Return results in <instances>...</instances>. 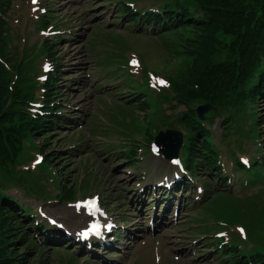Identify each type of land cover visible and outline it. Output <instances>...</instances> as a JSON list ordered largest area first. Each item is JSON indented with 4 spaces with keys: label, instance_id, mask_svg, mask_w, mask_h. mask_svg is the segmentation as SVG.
Returning <instances> with one entry per match:
<instances>
[{
    "label": "rangeland",
    "instance_id": "obj_1",
    "mask_svg": "<svg viewBox=\"0 0 264 264\" xmlns=\"http://www.w3.org/2000/svg\"><path fill=\"white\" fill-rule=\"evenodd\" d=\"M117 1L122 6L134 3L142 6L150 3L149 0ZM119 3L115 0H41V6L47 8L41 11V9H33L32 0H11L4 16L7 22L6 27L8 26L10 31L7 30L9 48H5V53L12 58L8 60L12 71H15L14 59H22L27 65L28 74L35 75L36 82L27 78L28 85L37 84V76L39 80L42 79V76L40 79V75L43 74L42 66L46 72L54 66L53 60L43 57L44 52L41 46L43 38L54 39L57 34L61 35V40L55 48V54L59 59L58 62L54 61L61 70L57 88L61 94V102L64 104L62 111L68 112V116L73 119H69L58 127L57 134L52 137L50 149L61 157L60 167L52 164V170L58 172V169L62 168L64 178L68 179L70 186L75 187L72 190L68 182L60 178V173L58 176L49 174L45 179V174L36 167L37 157L31 160L34 154L31 151H25L19 163L23 168H28L29 176L24 179V182L27 183L33 178L35 179L33 183L41 182L49 191L42 186L41 192L48 193V197H38L35 192H26L17 186H11L8 194L32 209L43 205L50 216L65 222L67 228L75 232L86 225V219L83 214H78L74 210L73 204L55 201L59 190H62L64 197L69 201L79 197L85 200L89 195L100 193L111 211L110 215L118 219L120 223H125L126 229H130L133 232L131 236L135 238L126 248H123V251L120 250L119 255L109 254L111 259H118L115 262H111L112 260L104 254L101 256L100 253H90L86 256L85 252L76 249L78 258L76 257L75 261L78 264H207L208 254L204 250L206 246L212 248V242L214 243L215 240L210 238H216V231L212 229L213 237L211 235L206 237L200 228L194 229L196 224L207 223L202 213L209 209V207L204 210L199 208L203 199L196 200L199 196L202 197L196 193L197 189H193L192 194L187 195L188 198L185 197L189 201H197L195 202L197 204L189 206L185 200L181 202L182 206L176 219L174 214L176 205L170 215L162 213L160 208L155 214V201L148 203L151 200L148 199V195L151 194L150 188L140 190L151 182L149 178L137 182V173L139 169H143L144 164H148L150 175L156 173V176L159 175L163 165L167 167V162L163 163L161 158L148 155L145 149L148 142H152V135L155 137L159 131L156 124L158 109L145 108L140 100L137 101L136 106L133 102L129 105L116 99L125 95L124 99L135 100L136 96L126 95L128 93L123 92L126 87L134 90L133 87L138 84L131 86L129 84L134 83L133 80H140L143 74L148 76V82L144 86L147 87L150 84L152 90L157 91L154 87L156 80L152 79L150 82V72L159 77H169L172 81L179 76L177 72L179 69L188 73L187 66H181L180 59L176 58L171 50H165L166 45L174 47L179 41L174 37L158 38L151 34L147 35L133 28V24L129 27L127 20L121 17L122 13H119ZM41 13L45 16L43 22H50L46 28L40 25L42 20L36 22L42 17ZM39 15L40 18H38ZM57 30L60 31L57 32ZM134 59L138 68L130 66ZM140 62L142 67L138 66ZM129 68L136 75L133 74V76L125 70L120 71L123 72L122 75L120 72L117 73V69L129 70ZM107 92L112 95L104 96L103 94ZM165 92L163 88V94ZM155 104L154 101L153 105L156 106ZM162 104L174 118L185 108L184 106L175 107L174 104L170 106L166 102ZM256 112L259 115L264 112L263 99L258 100ZM222 120L223 118H218L214 125L215 140L221 139L222 126H224ZM250 124V117L245 115L238 123L239 130L231 128L230 133L219 144L224 155L237 150V155L247 159L248 162L256 159L257 153H262L264 156V125L260 127L262 136L259 142L262 145L258 151L254 144L257 138L255 130L248 139L243 134L249 130ZM39 137L41 135L36 138L37 142L40 141ZM241 140L244 147L239 149ZM132 149L141 152L136 167L122 160L126 156L122 152ZM224 159L223 156L222 160ZM229 169L232 168L229 166ZM169 171L170 168H166L165 173ZM4 176V173L0 171V177L4 178ZM58 178H60L59 183H57ZM244 178L245 176L237 174L230 186L231 190L238 195L264 190V184L241 189L236 182ZM253 180L257 183L262 182L261 179L253 178ZM217 183L219 182H213V185H221ZM253 183V181L250 182V184ZM197 185L199 186V184L194 186ZM177 197H182V194ZM162 198L163 195L155 196L159 203ZM46 200H49V203ZM144 201L148 205L146 215L144 213L146 210L141 211ZM212 202L216 219H221L215 222L225 228L229 234L236 233L238 227L245 225L248 228V216L264 207V192L256 195L253 203L245 205L242 209L238 207V200L232 201L226 195H218ZM238 209L241 211L239 212ZM161 214L164 217V223L153 232L150 231L148 220L153 215L155 217ZM255 219L264 225V212L256 214ZM73 220L75 222H72ZM246 232L248 235L247 230ZM31 233L35 234L33 231ZM121 234L125 235L126 232ZM261 236L264 239V233H261ZM37 239L40 241L38 245L41 248H38L37 256L32 253L27 264H67L68 260L72 262L69 259L72 255L66 249L67 247L74 249L73 238L67 241L59 240L56 243L45 241L44 236H37ZM67 242H70V245L65 246ZM137 245H139L138 248ZM261 245H264L263 241ZM200 249L202 252H199ZM201 253L204 255L198 257ZM214 260L217 261L216 258Z\"/></svg>",
    "mask_w": 264,
    "mask_h": 264
},
{
    "label": "trees",
    "instance_id": "obj_2",
    "mask_svg": "<svg viewBox=\"0 0 264 264\" xmlns=\"http://www.w3.org/2000/svg\"><path fill=\"white\" fill-rule=\"evenodd\" d=\"M160 2L163 4L160 12L134 13L126 6L122 11L130 20L139 15L141 22L155 25L158 28L155 31L161 34V38L178 39V44L174 47L166 45L165 50H171L180 59L179 64L187 66L188 73L179 69V76L173 79L172 91L161 93L160 97L170 100L174 95L178 103L190 107L182 115L188 128L185 146L188 163L192 165L193 157L201 150L208 167L216 168L217 154L210 143V130L205 127V124L214 123L216 114L211 112L207 121L202 122L191 105L211 102L218 107L217 114L225 118L227 128L231 126V117H235L238 111L243 112L236 120L237 124L246 115L248 106L256 110L254 104L260 97L264 98V0ZM9 4L10 0H0V55L7 60L12 58L5 53L9 46V27H6L3 15ZM46 23L42 20L40 25L46 26ZM56 44L55 40L45 39L41 46L44 54L58 60ZM13 67L17 78L0 61V171L5 175L0 177V264H26L32 248L26 245L23 251L20 250L29 241L27 231L21 230L27 218L21 215L14 198L4 191L9 188V182L17 184L20 181L16 166L27 147L46 154L45 167L53 162L56 154L50 153L48 133L61 120L56 113L47 118L33 117L25 109L29 99L34 98L36 85H28L27 78L36 82L35 75L28 74L22 59H14ZM55 83L56 79L51 77L46 85L48 101L57 94ZM148 92L147 88L142 93ZM145 104L144 107L150 105ZM57 108L54 103L50 110ZM251 110L255 124H264V113L259 115L254 108ZM40 134L43 138L39 146L34 138ZM199 143L202 147L198 146ZM261 233H264V225L252 219L249 239L255 248L240 252L239 246H234L228 256L230 264H264Z\"/></svg>",
    "mask_w": 264,
    "mask_h": 264
},
{
    "label": "water",
    "instance_id": "obj_3",
    "mask_svg": "<svg viewBox=\"0 0 264 264\" xmlns=\"http://www.w3.org/2000/svg\"><path fill=\"white\" fill-rule=\"evenodd\" d=\"M210 108H211L210 105H207V106L205 105V106L200 107V111L201 112L208 111ZM170 135H175L176 136V139H174V141H176V149H175V152H177L178 149H179V147L181 146V142L180 141H182L181 135L178 136V133H175L174 134V132H171V131L161 132L158 135L157 139L159 138L158 139L159 141H162L163 140L162 142H163V144H165L167 142V140L169 139V136Z\"/></svg>",
    "mask_w": 264,
    "mask_h": 264
},
{
    "label": "snow or ice",
    "instance_id": "obj_4",
    "mask_svg": "<svg viewBox=\"0 0 264 264\" xmlns=\"http://www.w3.org/2000/svg\"><path fill=\"white\" fill-rule=\"evenodd\" d=\"M132 63H136V62H135V61H132ZM159 83H160V84H164V83H166V82L163 81V80H161V81H159ZM245 163H247V162L245 161ZM90 206H94V201L91 202ZM241 232H243V229H241Z\"/></svg>",
    "mask_w": 264,
    "mask_h": 264
}]
</instances>
